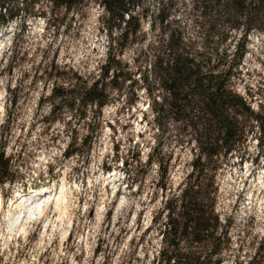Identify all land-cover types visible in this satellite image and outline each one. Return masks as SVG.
Instances as JSON below:
<instances>
[{
  "label": "rangeland",
  "instance_id": "1",
  "mask_svg": "<svg viewBox=\"0 0 264 264\" xmlns=\"http://www.w3.org/2000/svg\"><path fill=\"white\" fill-rule=\"evenodd\" d=\"M133 9H146L149 16L124 41L120 29L107 32L106 11L95 0L70 11L41 1L24 9L26 21L0 28V148L13 158L16 171L14 181L0 185V264H150L158 254L164 215L158 222L154 218L167 199L162 184L168 178L175 190L186 179L192 151L161 135L138 68L146 73L149 67L142 59L159 32L150 29L159 9H172L184 25L191 19L192 0H140ZM248 39L238 90L258 111L264 106V30ZM109 48L127 77L112 79L111 71L105 79L110 101L102 111L90 109L84 119L68 114L47 129L42 118L49 116L50 104L41 97L51 83L46 90L39 77L54 63L68 76L78 73L94 81L104 71ZM9 89L20 95L11 127L5 122ZM65 123L75 129L80 154L64 155L70 140ZM257 131L249 135L244 163L234 153L217 175V210L230 223L223 264H264V153ZM155 159L164 161L161 168ZM39 189L44 214L30 215L29 203L24 209L12 205Z\"/></svg>",
  "mask_w": 264,
  "mask_h": 264
},
{
  "label": "trees",
  "instance_id": "2",
  "mask_svg": "<svg viewBox=\"0 0 264 264\" xmlns=\"http://www.w3.org/2000/svg\"><path fill=\"white\" fill-rule=\"evenodd\" d=\"M41 1L70 11L83 0H0V28L14 20L26 21L24 9ZM95 1L106 11L103 24L107 32L120 29L122 41L136 35L141 29L140 19L149 16L146 9L143 13L133 9L140 0ZM189 15L190 22L181 25L172 16V9H159L150 28L159 32L148 42L144 50L147 58L142 59L149 67L146 65V73L138 68L151 97L153 122L161 135L175 138L182 148L191 146L192 151L191 171L175 190L168 187V168L165 169L167 182L162 184V190L167 199L154 218L158 222L164 215L158 227L162 244L150 264H223L230 244V223L217 210V175L234 153H239L240 163H244L247 141L255 129L260 133L259 153H264V106L260 104L262 109L255 110L253 99L238 90L248 35L264 30V0H192ZM134 21L138 24L133 28ZM113 43L119 44L116 40ZM110 48L102 66L104 71L94 81L78 73L68 76L66 71H57L54 63L48 75L39 77L45 87L51 83L49 90L46 87L48 95L43 92L41 97L50 104L49 116L42 118L47 129L68 114L84 119L90 109L102 111L110 101L104 82L110 72L112 79L127 78L116 57H111ZM19 98L14 89H9L10 107L5 122L10 127L18 118L14 110ZM71 128L65 123L70 137L66 157L81 152L76 147L75 129ZM12 160L4 147L0 148V185L16 178ZM155 160L161 168L164 161Z\"/></svg>",
  "mask_w": 264,
  "mask_h": 264
},
{
  "label": "bare ground",
  "instance_id": "3",
  "mask_svg": "<svg viewBox=\"0 0 264 264\" xmlns=\"http://www.w3.org/2000/svg\"><path fill=\"white\" fill-rule=\"evenodd\" d=\"M112 176L113 175H110V177H112ZM41 194H42L41 189L36 190V191H32L28 194L22 195L18 199H13L12 205H15V207H20V209H24L26 204L29 203V205H27V206L29 208L30 215L36 214L37 212L44 214L45 213V207L40 203ZM55 199L59 200V197H57ZM2 204H3L2 200H0V215H1Z\"/></svg>",
  "mask_w": 264,
  "mask_h": 264
}]
</instances>
